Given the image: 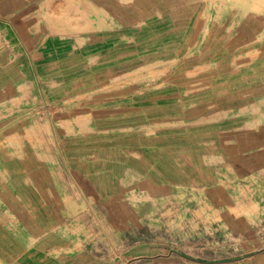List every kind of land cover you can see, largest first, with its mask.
I'll use <instances>...</instances> for the list:
<instances>
[{
    "label": "crops",
    "instance_id": "obj_1",
    "mask_svg": "<svg viewBox=\"0 0 264 264\" xmlns=\"http://www.w3.org/2000/svg\"><path fill=\"white\" fill-rule=\"evenodd\" d=\"M246 6L0 0V110L25 91L55 125L0 116V264H106L113 229L98 219L128 222L180 190L219 210L218 235L223 220L245 235L225 199L264 207V0ZM142 67L156 79L112 84ZM256 236L232 257L156 239L130 251L142 264H264Z\"/></svg>",
    "mask_w": 264,
    "mask_h": 264
},
{
    "label": "rangeland",
    "instance_id": "obj_2",
    "mask_svg": "<svg viewBox=\"0 0 264 264\" xmlns=\"http://www.w3.org/2000/svg\"><path fill=\"white\" fill-rule=\"evenodd\" d=\"M249 1L224 0L226 4L229 3L232 7L235 4H240L243 8L247 7L246 5ZM112 79V84H120L137 79L150 82V80L156 79V74L152 68L142 67L137 71L134 70L133 72L124 74L120 78L116 77L114 79L112 77ZM27 93L24 91L12 99L6 107L7 111L0 110V116L7 117L9 114L11 116L28 115L32 118V121L29 122L27 128H24V131L50 132L54 125L51 122V113L46 114L44 107L32 103ZM32 104L36 105L34 110H32ZM54 114L60 119L67 116L66 114L57 115L56 112ZM184 192L185 190H180L179 192H175L176 195L174 196H163L164 198L159 199V203H155L154 209L148 208L144 212V215L139 217L135 215V218H131L128 222H120L114 219H107L105 222V220L98 219V227L101 228L103 226L113 229L110 240L112 245H107L106 249L101 246L102 250L98 251L99 255L104 254L103 257L106 259V264H142L146 262L148 258L150 259V256L134 258L131 255L130 248L134 244L154 239L159 242L178 245L183 250V253L197 257L205 255L207 251L214 253L213 250L217 248H220L219 252L224 256L232 257L237 252L236 250L233 251L234 245H238L240 239L254 238L256 235L261 244L264 245L263 203H257L254 198L247 202L240 201L237 203H230L225 199L228 204L226 210H231L233 217L236 219V224L245 233L244 236H236L238 239H234L231 231L233 223L228 224L226 220L220 221V223H223L222 228L224 232L222 231L223 234L218 235V230L214 228L218 227L216 222L221 216L219 210L209 203L198 200L199 192H193L194 194L192 195H186ZM225 218L228 221L231 220L228 214H225ZM103 236L102 234L98 238L104 240ZM121 238L124 241L123 243L120 240ZM127 257L129 258V262L125 263Z\"/></svg>",
    "mask_w": 264,
    "mask_h": 264
}]
</instances>
